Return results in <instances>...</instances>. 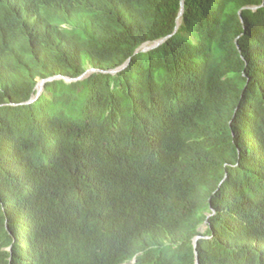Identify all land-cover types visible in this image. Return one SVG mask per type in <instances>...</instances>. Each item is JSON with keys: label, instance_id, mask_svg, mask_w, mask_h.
Masks as SVG:
<instances>
[{"label": "trees", "instance_id": "obj_1", "mask_svg": "<svg viewBox=\"0 0 264 264\" xmlns=\"http://www.w3.org/2000/svg\"><path fill=\"white\" fill-rule=\"evenodd\" d=\"M104 231L103 264H264V0H0V264Z\"/></svg>", "mask_w": 264, "mask_h": 264}, {"label": "clouds", "instance_id": "obj_2", "mask_svg": "<svg viewBox=\"0 0 264 264\" xmlns=\"http://www.w3.org/2000/svg\"><path fill=\"white\" fill-rule=\"evenodd\" d=\"M88 70H92L94 71L93 69H88ZM87 71V70H86ZM85 71V72H86ZM91 71V72H92ZM85 72L83 74H85ZM89 74V73H88ZM48 78H54V79H59V78H62V79H67L65 77H59V76H53V77H47L45 79H41V80H46ZM52 79V80H54ZM52 80H49V81H52ZM40 81V80H39ZM38 81V82H39ZM66 81V80H65ZM47 82V81H45ZM44 82V83H45ZM44 85V84H43ZM36 86V85H35ZM43 88V86H42ZM36 89V88H35ZM41 92H42V89H41ZM40 92V93H41ZM36 94V93H35ZM40 95V94H39ZM38 95V96H39ZM37 96V97H38ZM34 97V96H33ZM32 98V97H31ZM30 98V99H31ZM29 99V100H30ZM28 100V101H29ZM26 103V102H25ZM198 237L197 240L200 238L199 236H196ZM195 237V238H196ZM196 240V242H197ZM120 243H121V238H120V235L119 234H115V233H110V232H107V231H104L97 239L96 243L94 244H91V243H87L88 246L90 247H93L94 250L91 252V253H85V254H81V257L78 256V260H77V263L79 264H103L104 262H107L110 258H115V257H118V256H121V247H120ZM192 244H193V241H192ZM195 247H196V243H195ZM194 245H193V248H194V255H195V249ZM197 253V252H196ZM82 258V260H81ZM198 259V257H197ZM85 261V262H84ZM131 263L134 262V259H132L130 261ZM118 264H124L122 262L118 263ZM195 264V263H194ZM198 264H199V261H198Z\"/></svg>", "mask_w": 264, "mask_h": 264}, {"label": "water", "instance_id": "obj_3", "mask_svg": "<svg viewBox=\"0 0 264 264\" xmlns=\"http://www.w3.org/2000/svg\"><path fill=\"white\" fill-rule=\"evenodd\" d=\"M256 8H257V6H252V7H250L251 10H255ZM182 12H183V3L180 4V11H179V15H178V18H177V25H176L175 30H174L173 33H175V31H176V29H177V26H178L179 23H180V16H181ZM168 37H170V36H167V37H164V38H161V39L155 40V41H153V42H145V43L141 44V45L136 49L135 53L150 51V50H152V49L158 47L159 45H161V44H162V43H163ZM128 63H129V60H127V61H126L123 65H121L120 67L115 68V69H112V70H109V71H106V72H109V73L115 74V73L119 72L120 70L124 69V68L127 66ZM91 71H92V70H87V71L85 72V74H83L82 76H84V75L90 73ZM82 76H81V77H82ZM52 79H54V78H48V79H46V80H40V81L36 84V86H35V88H36V94H35L34 97H32L29 101H27L26 104H27V103H31V102H33V101L37 98V96L40 94L44 82H45V81L52 80ZM65 80H66V81H69L70 79H65ZM197 238H198V237H196V238L193 239V245H194V247H195V243H196ZM195 264H198V259H197V253H196V251H195Z\"/></svg>", "mask_w": 264, "mask_h": 264}, {"label": "rangeland", "instance_id": "obj_4", "mask_svg": "<svg viewBox=\"0 0 264 264\" xmlns=\"http://www.w3.org/2000/svg\"><path fill=\"white\" fill-rule=\"evenodd\" d=\"M203 230H204V226H202V227L200 228V231H201V232H203Z\"/></svg>", "mask_w": 264, "mask_h": 264}]
</instances>
